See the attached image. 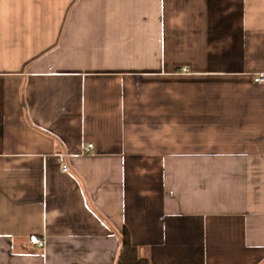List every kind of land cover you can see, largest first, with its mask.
Returning a JSON list of instances; mask_svg holds the SVG:
<instances>
[{
    "label": "crops",
    "instance_id": "0c3cea01",
    "mask_svg": "<svg viewBox=\"0 0 264 264\" xmlns=\"http://www.w3.org/2000/svg\"><path fill=\"white\" fill-rule=\"evenodd\" d=\"M261 74L264 0H0V264H264Z\"/></svg>",
    "mask_w": 264,
    "mask_h": 264
},
{
    "label": "trees",
    "instance_id": "16d2710c",
    "mask_svg": "<svg viewBox=\"0 0 264 264\" xmlns=\"http://www.w3.org/2000/svg\"><path fill=\"white\" fill-rule=\"evenodd\" d=\"M122 248L117 264H150L148 260H144L139 255L138 247L132 242L130 233L124 230L122 239Z\"/></svg>",
    "mask_w": 264,
    "mask_h": 264
},
{
    "label": "built area",
    "instance_id": "2783aa9c",
    "mask_svg": "<svg viewBox=\"0 0 264 264\" xmlns=\"http://www.w3.org/2000/svg\"><path fill=\"white\" fill-rule=\"evenodd\" d=\"M254 82L257 85H264V74L258 75L257 77L254 78ZM92 145H90L88 147L87 150L91 149ZM68 171V167L67 166H63V172H67ZM30 241L32 244L37 245L40 248H44L45 247V240L44 239H40L38 237H31Z\"/></svg>",
    "mask_w": 264,
    "mask_h": 264
}]
</instances>
